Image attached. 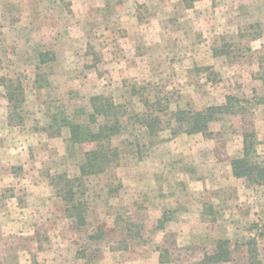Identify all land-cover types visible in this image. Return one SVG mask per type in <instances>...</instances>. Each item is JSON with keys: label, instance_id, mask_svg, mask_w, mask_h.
I'll return each instance as SVG.
<instances>
[{"label": "rangeland", "instance_id": "obj_1", "mask_svg": "<svg viewBox=\"0 0 264 264\" xmlns=\"http://www.w3.org/2000/svg\"><path fill=\"white\" fill-rule=\"evenodd\" d=\"M263 74L264 0H0V77L25 97L10 121L0 85V264H194L218 239L231 249L218 264H264V185L230 167L246 130L264 163ZM95 95L119 105V160L84 178L77 228L52 180L94 147L61 118L96 130ZM228 96L237 113L209 135L173 120Z\"/></svg>", "mask_w": 264, "mask_h": 264}, {"label": "trees", "instance_id": "obj_2", "mask_svg": "<svg viewBox=\"0 0 264 264\" xmlns=\"http://www.w3.org/2000/svg\"><path fill=\"white\" fill-rule=\"evenodd\" d=\"M51 53V52H50ZM48 54L39 53L40 61H45ZM49 60H54V55L49 54ZM264 86V74L259 76ZM0 85L5 90V98L8 103V119L13 121V118L19 117L18 121H22V117L18 116L21 104L24 103V90L19 82H14L9 78L0 77ZM91 112L88 114L89 121L96 123L97 117H103V122L97 124L96 130L88 125L78 123L75 119L64 116L61 118L62 126H66L69 131L68 141L76 144L87 141L94 143V147L84 152L82 163L79 165L78 174L70 176L68 174H58L52 180L57 195L64 205V213L77 228H82L87 225V201L85 199V184L84 178L88 175L99 174L116 166L119 160V148L112 144L113 137L118 135L123 129L119 120L120 112L119 105L106 96H92ZM146 102L144 100L143 104ZM239 100L228 96L226 102L221 105L206 106L201 109L183 110L177 109L172 113L173 120L178 123L186 124L182 130L185 133H202L209 135V125L225 114L237 113L235 106L239 107ZM146 104V103H145ZM144 104V105H145ZM151 117L144 115L142 125L151 131L152 124L159 117ZM15 119V118H14ZM150 119V120H149ZM256 135L253 131H244L242 134V156L233 158L230 161L231 172L235 177H243L248 182L253 184L264 185V163L261 161L252 160V151L254 139ZM118 186H115L117 188ZM115 191V190H114ZM103 233L96 227V231L89 235V239L96 243H100L103 239ZM96 240V241H95ZM94 250L98 251V244L94 246ZM231 260V249L228 242L224 239H218L215 242L214 250L211 253H204L202 258L194 264H218ZM161 255L159 262L161 263Z\"/></svg>", "mask_w": 264, "mask_h": 264}, {"label": "crops", "instance_id": "obj_3", "mask_svg": "<svg viewBox=\"0 0 264 264\" xmlns=\"http://www.w3.org/2000/svg\"><path fill=\"white\" fill-rule=\"evenodd\" d=\"M159 264H160V262H159Z\"/></svg>", "mask_w": 264, "mask_h": 264}]
</instances>
